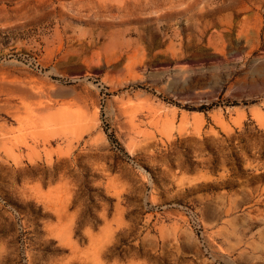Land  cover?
Segmentation results:
<instances>
[{
    "label": "rangeland",
    "instance_id": "1",
    "mask_svg": "<svg viewBox=\"0 0 264 264\" xmlns=\"http://www.w3.org/2000/svg\"><path fill=\"white\" fill-rule=\"evenodd\" d=\"M0 264H264V0H0Z\"/></svg>",
    "mask_w": 264,
    "mask_h": 264
},
{
    "label": "trees",
    "instance_id": "2",
    "mask_svg": "<svg viewBox=\"0 0 264 264\" xmlns=\"http://www.w3.org/2000/svg\"><path fill=\"white\" fill-rule=\"evenodd\" d=\"M209 107H202V108H199L200 111H206Z\"/></svg>",
    "mask_w": 264,
    "mask_h": 264
}]
</instances>
